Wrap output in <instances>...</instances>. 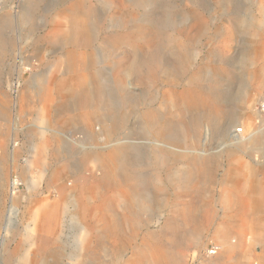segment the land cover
<instances>
[{
  "label": "rangeland",
  "instance_id": "rangeland-1",
  "mask_svg": "<svg viewBox=\"0 0 264 264\" xmlns=\"http://www.w3.org/2000/svg\"><path fill=\"white\" fill-rule=\"evenodd\" d=\"M263 100L264 0H0V264H264Z\"/></svg>",
  "mask_w": 264,
  "mask_h": 264
},
{
  "label": "bare ground",
  "instance_id": "bare-ground-1",
  "mask_svg": "<svg viewBox=\"0 0 264 264\" xmlns=\"http://www.w3.org/2000/svg\"><path fill=\"white\" fill-rule=\"evenodd\" d=\"M261 106L263 108V103H261ZM261 106L259 107V109L263 112L264 110L261 109ZM45 123L50 121L48 117H45ZM252 127V126H250ZM255 132V131H254ZM252 135V133H251ZM250 137V136H249ZM264 143V138L263 136H260L259 134H255L253 136V138L250 139L248 145L253 149H259ZM112 144V143H111ZM203 170V169H202ZM203 173L204 175V170L203 171H199L198 173H195L196 175V179H193V184L197 187H199L200 184H196L198 178L200 177V175ZM245 187L246 190L249 192V194L251 195V199H252V203L255 204V209L258 210L260 207V203L264 202V184H262L260 181H257L256 184L253 185V183H245ZM239 197V196H237ZM259 211V210H258ZM187 215H186V219L187 216L190 218L191 216V210L190 209H186ZM188 218V219H189ZM40 220H41V216L39 213H35V215L32 218V221L30 223V227H31V231L34 233L35 231H38L39 229V225H40ZM43 224V223H42ZM83 256V255H82ZM26 264H29V262H26Z\"/></svg>",
  "mask_w": 264,
  "mask_h": 264
},
{
  "label": "built area",
  "instance_id": "built-area-1",
  "mask_svg": "<svg viewBox=\"0 0 264 264\" xmlns=\"http://www.w3.org/2000/svg\"><path fill=\"white\" fill-rule=\"evenodd\" d=\"M262 103H263V108H262L261 104H260V106H261V109L264 110V100L262 101Z\"/></svg>",
  "mask_w": 264,
  "mask_h": 264
}]
</instances>
